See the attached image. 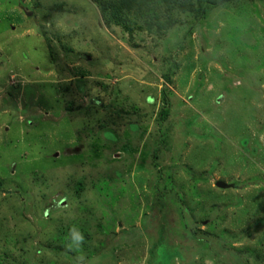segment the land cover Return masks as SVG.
Segmentation results:
<instances>
[{
	"label": "rangeland",
	"instance_id": "rangeland-1",
	"mask_svg": "<svg viewBox=\"0 0 264 264\" xmlns=\"http://www.w3.org/2000/svg\"><path fill=\"white\" fill-rule=\"evenodd\" d=\"M175 18L0 0V264H264V0Z\"/></svg>",
	"mask_w": 264,
	"mask_h": 264
},
{
	"label": "trees",
	"instance_id": "trees-1",
	"mask_svg": "<svg viewBox=\"0 0 264 264\" xmlns=\"http://www.w3.org/2000/svg\"><path fill=\"white\" fill-rule=\"evenodd\" d=\"M96 3L100 13L105 16V22L114 21L118 23L119 18L128 15L134 9L144 23L147 31L153 30L163 33L171 27L176 21V13H185L192 15V19L197 21L205 16L209 11L218 8L227 2L233 0H92ZM162 9V10H161ZM125 21L128 22V19ZM131 23L132 20L129 19ZM129 24H125V28L129 29ZM79 82V81H78ZM81 84V82H80ZM69 110V109H68ZM168 114L166 108H162L159 112L160 118H165Z\"/></svg>",
	"mask_w": 264,
	"mask_h": 264
},
{
	"label": "water",
	"instance_id": "water-1",
	"mask_svg": "<svg viewBox=\"0 0 264 264\" xmlns=\"http://www.w3.org/2000/svg\"><path fill=\"white\" fill-rule=\"evenodd\" d=\"M215 184L217 187H220V188H226L229 186L227 183H225L223 181H217Z\"/></svg>",
	"mask_w": 264,
	"mask_h": 264
}]
</instances>
